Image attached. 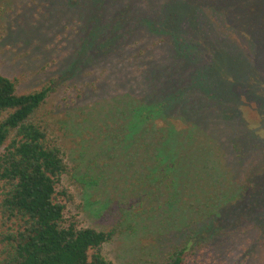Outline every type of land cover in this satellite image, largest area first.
Segmentation results:
<instances>
[{
    "label": "trees",
    "instance_id": "1",
    "mask_svg": "<svg viewBox=\"0 0 264 264\" xmlns=\"http://www.w3.org/2000/svg\"><path fill=\"white\" fill-rule=\"evenodd\" d=\"M45 1L72 39L67 73L90 68L98 85L115 86L91 121L103 158L91 189L115 206L135 205L127 227L142 222L182 240L160 264L264 258V145L242 110L260 123L264 0ZM216 54L242 79L254 75L244 100L223 83ZM51 86L17 94L0 75V215L10 224L0 264H109L101 247L113 231L64 219L67 165L31 120ZM203 246L209 251L194 253Z\"/></svg>",
    "mask_w": 264,
    "mask_h": 264
},
{
    "label": "rangeland",
    "instance_id": "2",
    "mask_svg": "<svg viewBox=\"0 0 264 264\" xmlns=\"http://www.w3.org/2000/svg\"><path fill=\"white\" fill-rule=\"evenodd\" d=\"M61 27L60 13L50 8L45 0H0V75L14 82L17 94L37 91L53 82V89L31 115V120L41 126L62 150L67 165L62 187L71 195L69 201H63L64 219L74 222L78 228L112 230L110 239L101 247V254L109 264H160L172 251V246L182 240L172 232L153 230L160 233H152L151 228L145 231L140 227L144 226L142 222L139 226L131 222L134 230L127 227L129 219L138 218L135 205L115 206L107 199L108 195L102 197L88 184L90 175L96 174L95 168L102 165L103 160L97 155L100 135L91 121L96 120L100 101L112 95L110 89L114 92L115 86L110 88L102 79L98 85L90 68L83 69L77 77L67 73L66 54L72 39ZM216 58L217 72L223 83L232 82L231 88L238 86L239 101L244 100L242 95L246 94V87L252 80L257 78L264 82V77L260 79L259 74L255 78L247 74L244 80L232 69L233 60L225 55ZM263 82L262 89L258 87L262 97ZM242 110L247 127L262 139L264 145V110L260 114V123L246 105ZM254 122L257 125L251 124ZM112 196L115 199V194ZM7 226L10 224L4 225L0 215V235L6 233ZM198 249L204 254L209 251L203 246L194 253ZM227 258L225 253L213 254L207 262L200 263L191 255L183 264H229ZM263 260L258 256L257 260L248 259L246 264H264Z\"/></svg>",
    "mask_w": 264,
    "mask_h": 264
}]
</instances>
